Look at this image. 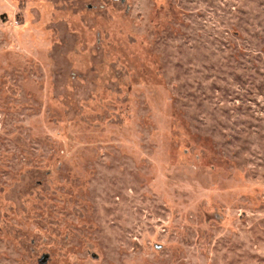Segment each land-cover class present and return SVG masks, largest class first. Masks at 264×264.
Instances as JSON below:
<instances>
[{"label":"rangeland","instance_id":"obj_1","mask_svg":"<svg viewBox=\"0 0 264 264\" xmlns=\"http://www.w3.org/2000/svg\"><path fill=\"white\" fill-rule=\"evenodd\" d=\"M0 264H264V0H0Z\"/></svg>","mask_w":264,"mask_h":264}]
</instances>
